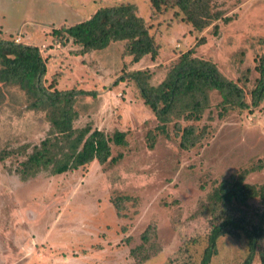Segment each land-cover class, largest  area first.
Masks as SVG:
<instances>
[{
    "label": "rangeland",
    "instance_id": "374dc122",
    "mask_svg": "<svg viewBox=\"0 0 264 264\" xmlns=\"http://www.w3.org/2000/svg\"><path fill=\"white\" fill-rule=\"evenodd\" d=\"M127 2L136 5L158 43L155 59L148 55L134 62L123 54L124 41L81 56L77 45L53 34L100 7ZM213 3L223 17L198 31L178 7L158 11L150 0H0V37L40 48L48 60L46 86L55 82L52 90L95 92L78 96L75 127L122 130L127 138L125 145L112 144L105 164L93 161L78 170L42 171L23 180L16 170L48 135L50 123L45 111L28 107L24 90L0 84V264H129L132 249L150 246L142 238L147 229H155L151 241L160 251L144 264H202L211 222L194 214L210 190L246 169L248 183H264V100L219 117L221 96L213 91L212 107L201 121L210 126V134L185 150L173 123L169 136L155 131L154 113L133 82L120 77L133 69H151V82L158 84L180 55L193 50L243 85L250 103L248 90L264 53V0ZM149 131L155 133L154 147ZM124 195L131 199H121L116 208L111 197ZM251 203L262 208L257 199ZM248 254L246 241L224 235L209 264H244ZM250 264H261L257 255Z\"/></svg>",
    "mask_w": 264,
    "mask_h": 264
},
{
    "label": "trees",
    "instance_id": "16d2710c",
    "mask_svg": "<svg viewBox=\"0 0 264 264\" xmlns=\"http://www.w3.org/2000/svg\"><path fill=\"white\" fill-rule=\"evenodd\" d=\"M214 1L150 0L158 11L178 7L184 20L198 31L223 17V11L215 9ZM53 34L65 43L71 41L77 45V54L81 56L104 50L119 41L125 42L123 54L132 57L134 62H139L148 55L155 59L159 51L158 43L150 34L144 18L138 15L136 5L130 2L100 7L89 18L56 29ZM47 61L38 46L0 37V84L24 90L30 99L28 107L45 111L50 123L48 135L33 146L16 170L23 180L42 171L57 175L78 170L93 161L105 164L111 157L112 144L127 143L126 132L122 130L106 133L93 129L91 124L75 127L74 122L78 117L75 104L78 96L93 95L95 92L75 88L52 90L55 82L45 85ZM256 70L258 77L248 90L250 103L246 102L243 85L222 73L212 59L194 55L193 50L180 55L158 84L151 82V69L130 70L120 77V81L133 82L144 105L158 120L155 131L169 136L168 126L173 123L180 147L191 150L203 143L210 134V126L201 121L212 107L213 91L221 96L219 117L237 108L258 107L263 102L264 53L257 59ZM246 72L249 73L250 70L247 69ZM244 77L240 79L247 81L248 76ZM2 99L3 93L0 91V104ZM208 119L211 121L212 117L209 116ZM148 142L154 147L153 131L148 132ZM26 151L23 149L24 153ZM120 157L121 155L118 159ZM115 160L116 157L111 159ZM247 174L246 169L222 179L195 211L194 216L209 217L211 222L202 264L210 263L217 253L218 239L224 235L246 241L249 254L244 264H250L256 255L260 263L264 264V183H248ZM121 199H131V196H113L111 202L120 209ZM255 199L259 200L262 208L253 206L251 201ZM154 233L155 229L145 230L142 238L150 246L142 244L132 249L130 256L133 260L129 264H144L160 251L159 245L151 241Z\"/></svg>",
    "mask_w": 264,
    "mask_h": 264
}]
</instances>
